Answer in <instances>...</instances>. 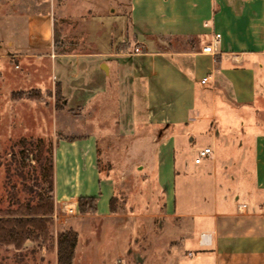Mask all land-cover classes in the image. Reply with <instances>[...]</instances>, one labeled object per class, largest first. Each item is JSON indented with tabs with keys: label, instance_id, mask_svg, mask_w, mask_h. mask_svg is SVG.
<instances>
[{
	"label": "crops",
	"instance_id": "obj_1",
	"mask_svg": "<svg viewBox=\"0 0 264 264\" xmlns=\"http://www.w3.org/2000/svg\"><path fill=\"white\" fill-rule=\"evenodd\" d=\"M60 1L27 0L23 6L46 3L45 9L0 16L7 54L45 57L48 74L61 88L65 80L59 76L70 71L82 103L90 102L93 112L104 92L114 104L119 89L120 116L111 110L108 117H117L118 124L129 120L146 135L135 145L143 155L141 175L166 188V215L176 219L180 238L189 244L191 264H264V0H129L138 45L133 51L102 53L55 51ZM86 1L97 7L95 0ZM215 33L221 34L215 54L204 53ZM167 38L180 44L163 45ZM100 54L107 57V70L97 63ZM70 55L78 58L68 67ZM101 73L105 87L97 81ZM25 75L35 76L30 70ZM98 133L55 145V203H73L74 214L80 197L98 192L97 213H111L114 184L100 179ZM201 136L213 152L200 163L197 152L193 159L179 158L182 145ZM163 178L172 181L167 185ZM178 178H184L183 206L177 204ZM204 183L206 191H194ZM195 202L199 209L192 208Z\"/></svg>",
	"mask_w": 264,
	"mask_h": 264
},
{
	"label": "rangeland",
	"instance_id": "obj_2",
	"mask_svg": "<svg viewBox=\"0 0 264 264\" xmlns=\"http://www.w3.org/2000/svg\"><path fill=\"white\" fill-rule=\"evenodd\" d=\"M26 1L0 0V16L45 9L46 3L34 8L23 6ZM95 2L97 7L88 6L86 0L82 5L78 0L60 1L61 13L54 23L53 40L57 53L128 52L138 45L129 21V0ZM162 44L177 46L180 43L167 38ZM7 50L5 40L0 37V208L14 204L16 198L23 200L36 196L34 182L38 169L35 168H39V164L31 156L26 166V186L17 171V161L11 155L21 149L17 144L20 138H42L47 156L50 148L54 154L59 139L98 131L96 163L100 179L112 180L114 184V212L101 216L97 212L82 213L78 207L74 214L66 205L58 204L50 225L49 241L42 244L28 240L20 250L0 245V264H55L57 236L64 229L78 232L73 264H191L193 259L187 254L191 249L189 244L180 238L176 219L166 215V188L157 178L141 175L143 169L138 165L143 155L138 156L135 145L146 135H140L142 128L135 129L129 120L117 123L119 89L116 88L113 94L114 104L107 103L104 92L98 109L93 112L90 102L82 103L81 93L70 81V71L59 76L65 80V85L60 88L54 85V74H48V59L43 56L19 57L7 54ZM65 58L70 67L78 55ZM97 58V63L103 64L102 70H107V57L100 54ZM28 70L35 75L34 79L32 75L29 79L25 77ZM43 81L46 84L39 87ZM97 81L104 85L103 74ZM86 90L89 96L90 86ZM111 110H115L117 117L114 119L108 117ZM207 140L201 136L191 145H182L184 149L182 147L183 150L178 152L179 158L193 159ZM8 165L10 172L6 169ZM110 173L113 177L105 178ZM163 179L167 185L172 181V178ZM183 179L176 180L177 204L182 206L186 205ZM13 183L17 184V190H13ZM207 188L206 183L199 184V189L194 191H206ZM98 196L100 199V192ZM200 203L195 202L192 208L197 209ZM107 204L109 206V200Z\"/></svg>",
	"mask_w": 264,
	"mask_h": 264
},
{
	"label": "trees",
	"instance_id": "obj_3",
	"mask_svg": "<svg viewBox=\"0 0 264 264\" xmlns=\"http://www.w3.org/2000/svg\"><path fill=\"white\" fill-rule=\"evenodd\" d=\"M60 87V86H58ZM61 88V87H60ZM21 149L12 153L17 161V171L22 175L23 184L27 186L26 166L31 156L39 164L38 175L35 178L36 196L23 200L16 198L15 203L0 208V245L13 246L20 250L26 241L46 244L51 236L50 225L56 210L54 199V154L50 148L47 156L44 154L46 145L42 138H20ZM10 172V166H7ZM17 190L16 183L12 184ZM99 196H84L78 200L82 213H95L98 209ZM112 197L110 210L114 212ZM78 243V232L64 229L57 236V264H73L74 254Z\"/></svg>",
	"mask_w": 264,
	"mask_h": 264
},
{
	"label": "built area",
	"instance_id": "obj_4",
	"mask_svg": "<svg viewBox=\"0 0 264 264\" xmlns=\"http://www.w3.org/2000/svg\"><path fill=\"white\" fill-rule=\"evenodd\" d=\"M207 25V24H206ZM221 39V34L220 33H215L213 35V38H212V41L205 45L203 48H202V51L204 53H207V54H215V47L217 46V44L219 43ZM207 78H204L202 80V82H205ZM213 152L212 148L210 147H205L203 149H201L199 152H198V156L195 158V162L196 163H200L202 161V159L208 155H210L211 153ZM206 238V237H205Z\"/></svg>",
	"mask_w": 264,
	"mask_h": 264
},
{
	"label": "bare ground",
	"instance_id": "obj_5",
	"mask_svg": "<svg viewBox=\"0 0 264 264\" xmlns=\"http://www.w3.org/2000/svg\"><path fill=\"white\" fill-rule=\"evenodd\" d=\"M67 208L69 211H73L74 210V204L70 202L69 204H67Z\"/></svg>",
	"mask_w": 264,
	"mask_h": 264
},
{
	"label": "water",
	"instance_id": "obj_6",
	"mask_svg": "<svg viewBox=\"0 0 264 264\" xmlns=\"http://www.w3.org/2000/svg\"><path fill=\"white\" fill-rule=\"evenodd\" d=\"M139 260H141V259H139Z\"/></svg>",
	"mask_w": 264,
	"mask_h": 264
}]
</instances>
